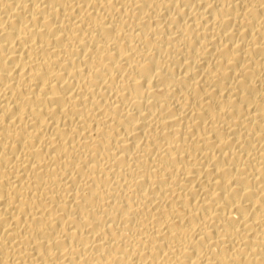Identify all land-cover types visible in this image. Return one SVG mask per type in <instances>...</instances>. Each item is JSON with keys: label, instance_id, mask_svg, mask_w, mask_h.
<instances>
[{"label": "bare ground", "instance_id": "obj_1", "mask_svg": "<svg viewBox=\"0 0 264 264\" xmlns=\"http://www.w3.org/2000/svg\"><path fill=\"white\" fill-rule=\"evenodd\" d=\"M0 264H264V0H0Z\"/></svg>", "mask_w": 264, "mask_h": 264}]
</instances>
